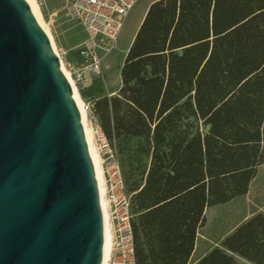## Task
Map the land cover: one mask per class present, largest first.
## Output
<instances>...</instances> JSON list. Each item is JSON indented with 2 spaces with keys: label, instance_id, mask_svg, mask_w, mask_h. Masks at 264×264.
<instances>
[{
  "label": "trees",
  "instance_id": "obj_1",
  "mask_svg": "<svg viewBox=\"0 0 264 264\" xmlns=\"http://www.w3.org/2000/svg\"><path fill=\"white\" fill-rule=\"evenodd\" d=\"M120 79L91 100L131 195L137 264H264V211L192 261L206 210L246 196L264 164V0L154 1Z\"/></svg>",
  "mask_w": 264,
  "mask_h": 264
},
{
  "label": "water",
  "instance_id": "obj_2",
  "mask_svg": "<svg viewBox=\"0 0 264 264\" xmlns=\"http://www.w3.org/2000/svg\"><path fill=\"white\" fill-rule=\"evenodd\" d=\"M81 111L26 0H0V264H102Z\"/></svg>",
  "mask_w": 264,
  "mask_h": 264
},
{
  "label": "built area",
  "instance_id": "obj_3",
  "mask_svg": "<svg viewBox=\"0 0 264 264\" xmlns=\"http://www.w3.org/2000/svg\"><path fill=\"white\" fill-rule=\"evenodd\" d=\"M42 4L44 0H36ZM139 0H64L62 10L76 20L85 31V39L71 50L56 52L61 67L68 71L80 96L83 90L100 83L110 92L105 79L104 63L116 49L125 20ZM75 53L70 62L67 55ZM68 78V77H67ZM83 110L92 124L100 157L102 158L104 244L108 240L106 264H137L133 231L134 215L131 195L124 181L115 147L101 130L93 116V103L82 99ZM101 197V196H100ZM102 206V205H101ZM104 259V247H103Z\"/></svg>",
  "mask_w": 264,
  "mask_h": 264
},
{
  "label": "rangeland",
  "instance_id": "obj_4",
  "mask_svg": "<svg viewBox=\"0 0 264 264\" xmlns=\"http://www.w3.org/2000/svg\"><path fill=\"white\" fill-rule=\"evenodd\" d=\"M147 2L148 0H139L131 10L125 20L116 49L105 60L104 72L109 89L117 90L120 85V70L130 47L129 44L131 38L137 28L141 14ZM36 3L42 15L43 25L47 28L51 37L46 31L45 32L50 40L52 38L54 41L53 43L51 40L54 48L58 51L67 50L75 47L81 42L84 35L82 27L76 20L66 16L64 10H61L64 0H56L54 3L55 6H52L53 10H51V7L47 10L37 1ZM101 87H103V84L98 83L93 86V89L97 92ZM78 95L81 103L82 99H92L93 96H95L94 94L89 93L83 94L82 96L78 93ZM86 121L90 144L92 146L102 182V158L99 154L92 124L90 123L89 118H87ZM259 211H264V164L259 167L258 174L253 180L250 191L246 196L234 199L225 205L211 207L206 210V223L198 230L192 261H196L212 247L217 246L224 236L234 230L242 221ZM240 264L249 263L241 261Z\"/></svg>",
  "mask_w": 264,
  "mask_h": 264
},
{
  "label": "bare ground",
  "instance_id": "obj_5",
  "mask_svg": "<svg viewBox=\"0 0 264 264\" xmlns=\"http://www.w3.org/2000/svg\"><path fill=\"white\" fill-rule=\"evenodd\" d=\"M26 1L31 6V9H32L34 15L36 14L35 17L37 18L38 21H40L39 23L40 24L42 23L41 24V26H42L43 25V19H42V15H41V12L39 10V7H38L36 1L35 0H26ZM43 28L48 33L47 28H45L44 25H43ZM49 36H50V34H49ZM51 40H52V38H51ZM53 43H54V41H53ZM54 50L58 53V50L56 48H54ZM64 73L66 74V76L68 77V79H69V81H70V83L72 85L75 100H76V102H77V104L79 106V109L81 111L82 121H83V125H84V128H85V133H86L89 149H90L91 156H92V159H93V162H94V165H95L96 176H97L98 183H99V190H100V196H101V205H102V208L105 209V202H104V197H103V193H104L103 180L101 182V177H100V174H99V169H98V166H97V162H96L95 156L93 154L92 146L90 144L89 134H88L87 125H86L87 114L83 110L82 103L80 102L79 95H78L79 92H78L75 84L73 83L68 71L65 68H64ZM107 254H108V240L106 239L105 244H104V259H103V263L102 264H106L105 261H106Z\"/></svg>",
  "mask_w": 264,
  "mask_h": 264
},
{
  "label": "crops",
  "instance_id": "obj_6",
  "mask_svg": "<svg viewBox=\"0 0 264 264\" xmlns=\"http://www.w3.org/2000/svg\"><path fill=\"white\" fill-rule=\"evenodd\" d=\"M55 1H56V0H44V2L41 4V6H42L43 8H45V9L49 10L50 7L52 8L53 5L55 6V4H54ZM154 1H156V0H148L147 4L145 5V7H144V9H143V12H142V14H141V18H140V20H139V23H138V25H137V28L135 29V32H134V34H133V36H132V38H131V41H130V44H129V45H131V43H132V41H133V39H134V36H135V34H136V32H137V30H138V28H139L141 22L143 21V18H144V16H145V14H146V12H147L149 6H150ZM63 4H64V3H63ZM51 10H53V8H52ZM61 10H62V9H61ZM54 12H55V8H54ZM81 27H82V26H81ZM82 30H83L84 35H83V38H82L81 42L85 39V36H86L83 27H82ZM120 36H121V33H120V35H119L118 41H119V39H120ZM78 44H79V43H78ZM78 44H77V45H78ZM77 45H76V46H77ZM76 46H75V47H76ZM73 48H74V47L69 48V49H67V50H71V49H73ZM126 54H127V53H126ZM67 59H68V61H70V62L74 61V60H75V53L72 52V51H70V52L68 53V55H67ZM122 65H123V64H122ZM120 71H121V70H120ZM120 82H121V81H120ZM101 88H102V87H101ZM83 93H84V94H88V93H89V94H95L96 92L94 91L93 87H90V88L84 89V90H83Z\"/></svg>",
  "mask_w": 264,
  "mask_h": 264
}]
</instances>
